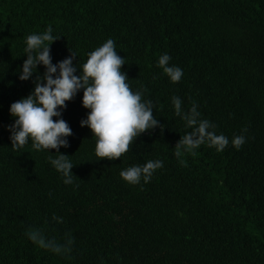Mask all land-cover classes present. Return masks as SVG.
<instances>
[{
  "label": "trees",
  "instance_id": "1",
  "mask_svg": "<svg viewBox=\"0 0 264 264\" xmlns=\"http://www.w3.org/2000/svg\"><path fill=\"white\" fill-rule=\"evenodd\" d=\"M49 25L61 36L54 64L73 52L82 68L113 39L128 83L146 89L164 126L142 133L120 159L98 160L96 138L80 126L88 115L81 91L62 114L73 133L60 149L74 164L72 185L47 151L31 142L12 148L6 130L10 105L34 89L18 78L26 37ZM165 53L184 72L179 83L157 66ZM173 96L186 111L198 105L229 145L177 157L190 129ZM237 135L246 138L239 150ZM155 159L164 166L149 183L120 177ZM33 228L61 243L71 234V253L39 248L26 235ZM0 264H264V0H0Z\"/></svg>",
  "mask_w": 264,
  "mask_h": 264
},
{
  "label": "clouds",
  "instance_id": "2",
  "mask_svg": "<svg viewBox=\"0 0 264 264\" xmlns=\"http://www.w3.org/2000/svg\"><path fill=\"white\" fill-rule=\"evenodd\" d=\"M49 25L40 33L26 37L23 49L26 59L18 71L22 82L32 80L33 91L25 98L13 102L9 113L14 123L7 127L12 148L21 149L31 142L34 150L47 151L50 165L61 175L65 185H72L76 177L72 169L71 156L62 154L61 148L70 146L68 137L72 129L62 118L67 102L83 91L82 106L88 110L86 119L80 121L96 138L95 155L100 159L116 160L130 150L137 137L163 125L154 116V105L144 98L146 89L133 90L128 83L127 73L122 71L125 58L118 55L116 44L109 38L101 46L87 54L82 68L74 64L77 56L71 55L61 62L53 63L51 45L61 36L53 34ZM171 56L162 54L157 66L172 83H179L184 76L183 70L170 64ZM45 71L39 74L38 68ZM79 72V75L76 73ZM35 76V79L32 78ZM171 103L175 116L185 125L186 131L175 148L177 157L182 152L194 154L201 145L207 144L222 152L230 143L229 139L215 131V125L202 118L195 103L186 111L179 96H173ZM55 118V119H53ZM246 131V130H245ZM246 142L244 135L232 138L231 144L239 150ZM49 150H55V155ZM160 159L148 160L144 164L129 166L120 172L122 180L131 185L147 184L154 173L163 168ZM52 220L63 223V218L53 215ZM29 240L39 248L57 255L70 254L74 239L66 234L64 242L49 238L38 228L26 233Z\"/></svg>",
  "mask_w": 264,
  "mask_h": 264
}]
</instances>
